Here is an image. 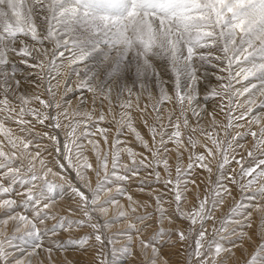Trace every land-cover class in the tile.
I'll return each mask as SVG.
<instances>
[{
	"label": "snow or ice",
	"instance_id": "snow-or-ice-1",
	"mask_svg": "<svg viewBox=\"0 0 264 264\" xmlns=\"http://www.w3.org/2000/svg\"><path fill=\"white\" fill-rule=\"evenodd\" d=\"M97 55L95 71L81 75L79 66L87 69ZM11 56L38 69L41 81L52 77L49 99L20 91L15 68L5 71ZM213 60L228 73L215 86L197 68ZM241 60L249 66L233 72ZM66 67L77 78L72 89ZM184 75L189 84L182 85ZM250 80L259 84L235 88ZM61 87L87 89L92 108L61 102ZM145 94L150 105L140 103ZM257 108L264 109V0H0V264H33L38 250L40 264H77L54 254L88 253L93 241L100 252L90 264H108L103 246L115 235L127 236L128 254L138 241L139 264H169L164 249L178 244L183 264H264V112ZM102 123L114 126L111 141ZM129 135L142 152L121 139ZM133 179L147 201L127 191ZM201 185L204 194L187 207L188 193ZM66 194L72 203L58 213L57 197ZM130 213L126 229L105 234ZM84 228L91 231L75 235ZM16 241L31 244L26 258L16 255L24 252Z\"/></svg>",
	"mask_w": 264,
	"mask_h": 264
},
{
	"label": "rangeland",
	"instance_id": "rangeland-1",
	"mask_svg": "<svg viewBox=\"0 0 264 264\" xmlns=\"http://www.w3.org/2000/svg\"><path fill=\"white\" fill-rule=\"evenodd\" d=\"M47 46V45H46ZM222 46V41L221 44L218 45V47ZM63 50V49H62ZM65 53V59L62 61H59L57 64V67H59L60 63H65L67 58L71 57V48L67 49V50H63ZM205 55H208V50L204 49L203 50ZM214 55H221V53L219 51H214ZM11 60V64L5 68V71L11 73L13 67L15 68L16 71V75H17V79L21 80L23 82V87H21L20 91L21 92H29L31 93L33 90L38 91L43 98L45 99H49L48 94L45 92L44 88L46 85V82L49 79H52L51 76H46L44 81H41L39 76L37 75L38 73V69H34V68H30V66L28 64H24L20 61L19 57L17 56H11L10 57ZM101 57L99 55L94 56L93 58H91L88 62H87V69L84 67V65H80L79 66V71L81 72V75H84V73L87 70H92L95 71L96 66L100 63ZM257 62H259V58H257ZM249 65L247 64V62L241 60L239 65H233L232 71L236 72L239 71L242 67H248ZM225 67V65L223 63L217 62V61H212L211 63H205V64H201L200 62H197V68L199 70V73L201 75V77H207V80H202L203 83L207 84L209 81L211 82V84L213 86L217 85L219 82L218 81V77H226L228 75L227 72L222 71V69ZM64 71L69 72V84L68 87L70 89L73 88V85L76 82V77L74 75H71V69L69 68H65ZM43 75V74H41ZM165 79H167V77H165ZM257 83L259 84L258 80H250V81H241L240 83H235V88L240 89L243 86H245L246 84L249 83ZM189 78L187 75H184L182 77V85H186L189 84ZM39 84L40 86L37 88L36 85ZM55 85V80L53 79V86ZM156 91V90H154ZM245 97H242L241 100H243ZM59 99L61 100V102H63L64 100H67L72 109L75 108H81L84 111H88L92 108V101H91V93H89L87 91V89H83V88H74L72 91H68V92H64L63 87H61L60 89V95H59ZM203 99V97H202ZM83 102V103H78V102ZM140 103L143 105L145 103H148L149 105L151 104L150 101L147 100V96L146 94L144 96L141 97ZM212 102H210L211 105ZM97 107H99V100L97 101ZM167 107L165 108V111H167ZM53 113H55V109L51 110ZM209 111H211V106L209 107ZM257 114H259L260 112H264V109H259L257 108L256 110ZM133 115L135 117H139V113L135 111V109L133 110ZM155 114L153 113V116ZM192 119L194 120L195 118L192 117ZM221 119H223V117H221ZM149 122H151V118H149ZM63 123H67V121H63ZM100 127H108L111 129L110 135H109V140L111 141L114 134H115V129L114 126L108 124V123H102L99 125ZM137 127L138 129L142 132V134L145 135V138H149L148 137V133H147V129L144 127V125L139 122V120H137ZM88 131H95V129H93L91 127V125L88 126ZM60 137L61 139H63V133H60ZM91 138V137H90ZM96 139H99V136L95 137ZM122 140H128L129 142H132V146L136 148V150L138 152H142L143 149L139 147L138 144L133 142V138L129 135L127 137L122 136L121 137ZM44 143H47V141H44ZM84 143H86V141H84ZM241 143H246V147H251V137L248 138V141H241ZM198 150H202V149H198ZM237 152H243V149H237ZM86 155L89 156L90 159H92L93 163H95L94 160V156L91 152H86ZM45 155L47 156V158L49 160L52 159L51 156H49L47 153H45ZM175 157H172V160L174 161ZM122 162L123 163H130L129 158L127 157L126 154H124L122 156ZM185 163H187V157L185 156ZM111 166V165H110ZM233 167H235V165L233 164ZM56 171H60L59 169H56ZM71 176L74 177V173L70 172L69 173ZM91 180H92V184L93 186H95V176L92 173H89ZM175 176V170H174V164H173V177ZM49 179H55L58 180L57 177H49ZM213 179H215V177H213ZM59 182V181H58ZM76 181L74 180V183ZM125 187L127 188V191L133 195V197L137 200H144L147 201L149 199V197L147 195L141 194L139 192L138 189V185L136 183V181L133 179L132 181H128L125 182ZM154 187L160 188L162 186L160 185H154ZM204 194V186L201 185L199 192L197 193L195 189H193L192 192L188 193V204L186 205L187 207H191L193 204L196 203V199L195 196L196 195H203ZM70 194H66L64 196L63 199H61L60 197H57V204L59 202H62L61 207L63 208L62 210L60 208L57 207V204L55 206V211H57L58 213H64L68 207L69 204H71V200L69 198ZM105 199L107 198L106 196L104 197ZM170 197H166V199H168ZM191 199V200H190ZM194 201V202H193ZM121 204L125 206V208H127L128 205V201L126 198H121L120 200ZM229 202V203H228ZM222 208L221 211H218L216 213L217 216V221H216V227H219V220L220 218H223L224 215L228 212V205L230 204L231 201H228ZM74 206V205H73ZM167 206V205H165ZM142 211V210H141ZM149 211H152V209H149ZM117 209L116 207H112L110 212H109V217L111 218L113 216L116 215ZM253 218L254 220L257 218V214L253 213ZM134 215H132L130 213L129 218L127 220H123L122 222H117L114 223L109 229L104 230L105 234L108 236H113V234L120 232L121 230H124L128 227L129 222H134ZM213 225L212 221L208 222V227L209 229H211ZM167 227V225H165ZM137 227H140V225H137ZM255 229H253L254 231ZM91 229L89 228H84L79 230L78 232L75 233V235H81L85 232H90ZM12 232V228L11 226L8 228V233L11 234ZM145 239H147V236H145ZM114 240L115 243H105V245L103 246V251H102V258L108 261V264H139V257H138V241L136 242V244L133 245V249H132V254H128L125 253L122 248L124 245H126L128 238L127 236L124 235H115L114 236ZM16 244L20 245V247L24 250L23 254H21L19 251H16V255L20 256L22 259L26 258L28 256V254L31 252V244H23L21 241H16ZM48 240L46 238L45 240V246H47ZM94 244V247H92L88 253H86L87 255H85V253L81 252V251H77V250H69L68 253L72 254H83L82 256L79 255H71V257L68 256H64L67 253L64 252H60V253H55L54 256L58 258L60 260L65 259V257L69 260V261H75L77 262V264H90L91 261H93V259L95 257H97V254L100 252L99 248L100 245L96 244L94 241L92 242ZM96 244V245H95ZM135 247V248H134ZM113 248L116 249L115 253H113ZM99 251H98V250ZM71 252V253H70ZM96 253V254H95ZM61 254V255H60ZM150 251H149V255H150ZM63 255V256H62ZM164 255L168 258V261L170 264H183L184 260H185V253L183 250H181V246L178 244L176 246V248L174 249H169V248H165L164 249ZM83 256H86V258H84ZM179 256V257H178ZM44 257V252L42 250H38V254L34 256L33 259H38L39 261H41L40 259H42ZM179 258V260L177 262H174V260L176 258ZM63 258V259H62ZM90 258V259H89ZM182 261V262H181ZM34 264V262H33Z\"/></svg>",
	"mask_w": 264,
	"mask_h": 264
},
{
	"label": "bare ground",
	"instance_id": "bare-ground-1",
	"mask_svg": "<svg viewBox=\"0 0 264 264\" xmlns=\"http://www.w3.org/2000/svg\"><path fill=\"white\" fill-rule=\"evenodd\" d=\"M92 180H93V179H92ZM190 200H191V199H190ZM193 202H194V201H193ZM228 203H229V202H228ZM61 205H62V202H59V203L57 204V207L60 208V209L62 210L63 208L61 207ZM227 205H229V204H227ZM188 206H189V204H188ZM253 229H255V225H254ZM95 245H96V244H95ZM97 245H98V244H97ZM248 247H249V250H251V246L249 245ZM134 248H135V247H134ZM97 250H98V249H97ZM99 250H100V248H99ZM99 250H98V251H99ZM137 252H138V251H137ZM70 253H71V252H70ZM95 254H96V253H95ZM60 255H61V254H60ZM68 255L71 257V255H79V256H82L83 254H79V253H78V254H75V253L69 254V253L67 252V254L64 255V256H68ZM85 255H87V254L85 253ZM55 256H56V255H55ZM62 256H63V255H62ZM83 257L86 258V256H83ZM178 257H179V256H178ZM178 257L174 260V262H177V261L179 260ZM56 258H57V257H56ZM58 258H59V256H58ZM65 258H66V257H65ZM236 258H237V259L242 258V257H241V253H240L239 251L236 252ZM62 259H63V258H62ZM89 259H90V258H89ZM40 260H42V259H40ZM33 262H34V264H40L41 261H39L38 259L35 258V259H33ZM181 262H182V261H181ZM169 264H170V263H169ZM177 264H178V262H177ZM229 264H234V262H231V261H230Z\"/></svg>",
	"mask_w": 264,
	"mask_h": 264
}]
</instances>
